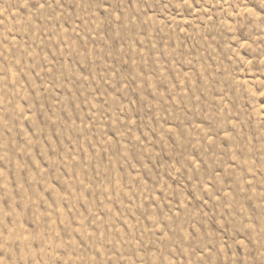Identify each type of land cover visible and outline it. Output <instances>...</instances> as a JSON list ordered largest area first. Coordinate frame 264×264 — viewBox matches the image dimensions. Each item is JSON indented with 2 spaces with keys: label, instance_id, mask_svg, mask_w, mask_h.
I'll use <instances>...</instances> for the list:
<instances>
[{
  "label": "rangeland",
  "instance_id": "374dc122",
  "mask_svg": "<svg viewBox=\"0 0 264 264\" xmlns=\"http://www.w3.org/2000/svg\"><path fill=\"white\" fill-rule=\"evenodd\" d=\"M0 264H264V0H0Z\"/></svg>",
  "mask_w": 264,
  "mask_h": 264
}]
</instances>
